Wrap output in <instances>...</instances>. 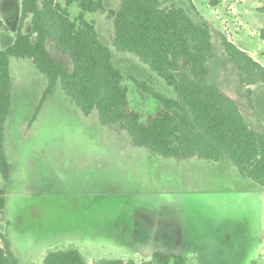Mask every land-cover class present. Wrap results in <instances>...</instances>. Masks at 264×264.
Listing matches in <instances>:
<instances>
[{"label":"rangeland","instance_id":"rangeland-1","mask_svg":"<svg viewBox=\"0 0 264 264\" xmlns=\"http://www.w3.org/2000/svg\"><path fill=\"white\" fill-rule=\"evenodd\" d=\"M66 1L58 0L63 6ZM161 1L163 6L184 7L195 21H200L198 11L188 0ZM220 1L195 0L205 18L217 20L211 22L216 52L212 79L224 94L250 111L249 115L258 117L263 124L259 127L264 130V89L257 91V99L242 90L239 71L222 46V38L230 33L217 30L219 21L228 23L218 9ZM245 1L249 12L250 6H255L249 14L252 30L248 28L247 32L254 36L249 49L258 52L264 62V41L256 29L264 27V15L255 11L256 6L264 5V0ZM13 3V8H3L1 12L11 26L9 35H14V26L20 24L15 0ZM119 4L120 0H106V11L87 13L86 17L110 45L118 67L145 81L148 88L176 98L174 89L136 55L113 47V20L108 11L116 10ZM68 11L75 18L81 9L72 2ZM6 45L0 39V46ZM53 46L59 54L56 58L72 72L70 56ZM182 68L190 70V63L183 60ZM39 74L47 83L45 76ZM32 75L26 72L24 82L32 81ZM129 85L130 103L145 118L158 103L134 81L129 80ZM45 89L39 82L19 88L21 93L16 91L13 95L12 115L7 118L5 151L12 170L10 179L3 183L7 192L5 220L12 248L23 264H42L49 250L71 245L91 264H142L152 258L149 251L170 242V238H160L162 233L151 230V222L159 212L162 216L169 214L170 208L163 205L181 202L187 205L190 238L184 239L188 237L185 235L180 239L184 247L179 251L189 264H264V237L258 238L255 230L264 235V195L241 190L227 193V185L238 189L246 184L241 180L238 184L234 174L213 165L191 164L186 161L190 158L177 160L133 146L127 132H115L102 125L96 110L84 114L60 83L35 118ZM229 201L235 202L236 215L224 213L230 208ZM229 217L242 220L254 235L244 237L235 231L234 239L226 240L223 220ZM154 235L157 237L150 239ZM189 242L192 246L187 248Z\"/></svg>","mask_w":264,"mask_h":264},{"label":"trees","instance_id":"trees-1","mask_svg":"<svg viewBox=\"0 0 264 264\" xmlns=\"http://www.w3.org/2000/svg\"><path fill=\"white\" fill-rule=\"evenodd\" d=\"M105 1L67 0L63 6L58 0H23L15 39L0 47V264H23L12 248L5 220L4 184L12 170L5 151V125L12 101L11 58L32 59L47 79L35 118L60 83L84 114L96 110L102 125L127 132L133 146L177 160L194 156L212 161L228 159L243 176L264 187V132L250 125L237 101L212 79L216 52L210 26L195 21L184 7L163 6L161 0H120L116 10L108 11L113 20V47L147 64L174 89L173 98L148 88L145 81L115 64L110 45L86 17L87 13L106 11ZM72 2L81 9L75 18L68 11ZM258 10L264 13V6ZM28 18L31 30L25 33L22 28ZM6 29L0 18V33ZM260 37L264 40V28ZM50 40L70 56L72 72L50 54ZM222 46L239 71L242 89L252 95V87L264 83V65L225 36ZM183 60L190 63V70L182 68ZM129 80L150 92L158 103L145 118L130 103ZM43 264L90 263L71 245L49 250ZM142 264L188 262L180 254L157 251Z\"/></svg>","mask_w":264,"mask_h":264},{"label":"crops","instance_id":"crops-1","mask_svg":"<svg viewBox=\"0 0 264 264\" xmlns=\"http://www.w3.org/2000/svg\"><path fill=\"white\" fill-rule=\"evenodd\" d=\"M22 1L23 0H15V8H16L18 23H20V19H21ZM192 3L194 5L195 9L198 11V15L200 17V21H197V22L207 23L210 26L211 33L213 34L214 29L212 27L213 25L211 24V22L215 23V21H217V20L216 19L214 20L213 18H205V16L202 15L203 13L201 14L200 10L198 9L197 5L195 4V0H192ZM105 4H106V1H105ZM218 5H220L221 8H218V7L217 8L220 9V11H222L223 14H225L223 21L225 20V22H228V23H225V25H224L223 22L221 23V21H219L221 25L218 24L219 26L218 27L216 26L217 30L221 31V29H224V30L228 31L230 33V35H229L230 37L227 36V38L230 41H232L234 44L238 45L241 49H243L247 53H249L255 60L259 61L261 64L264 65V62L261 61V59H260L261 58L260 54L256 51L252 52L251 49H249V41H251L252 38L254 37L247 32L248 28H250L252 30V28L250 27L251 26V24H250L251 20L249 19V16H250L249 14H250L251 10L254 9L255 6L254 7L250 6V12H249V10L246 8L247 4H246L245 0H222V2L220 1ZM13 6H14L13 0H12V2H9V0H2V2L0 4V18L7 25V29L0 33V39H2L4 44H7V45L11 44L14 41L15 33H14V35H9V29L11 30V26L8 23L7 17L6 18L2 17L1 12H3V8H6V10H8V9L13 8ZM225 7L226 8L228 7V9H229L228 13L226 12ZM256 7H257V9H255V11L257 13L259 12L260 14L264 15L263 12H260L258 10V8L261 6H256ZM238 12H239V14H238ZM19 25L20 24L16 25L17 27L14 26V28L18 29ZM28 25H29V29L31 30V18H28L25 20V22L23 24V28H22L23 32L27 33L26 31L29 30V29H27ZM263 28L264 27L261 25L256 28L258 30L257 35L259 37H260V30ZM28 32H30V31H28ZM8 37H9V39H5ZM100 37H101V35H100ZM212 37H213V35H212ZM101 39H102V37H101ZM102 40L104 41V39H102ZM53 45H56V44L54 43L53 40H50L48 42L47 47H48L50 54L54 58H56V56H59V54L57 52V49ZM5 47H1V48H5ZM56 59L61 61L58 58H56ZM10 70H11V76H12V100H13V95L15 94L16 91H17V93H19V92L21 93V91H19V88L23 89V88H25V86L26 87H32L33 85L37 84L38 82H39L41 88H46V86H47V83H45V81L42 80V78L39 74L40 71L38 70V68L34 64L33 60L30 58H11ZM20 72H23V74H21ZM24 72H25V74H26V72L33 74L32 76H33V78H35V80L32 78V81L27 82V83L24 82V80H23V76L25 75ZM54 89H53V91H54ZM259 89H264V83L252 87L253 94L249 95V96H251V97L253 96L255 99H257V91ZM27 91H26V93H27ZM51 93H50V95H51ZM240 108H241L242 112L244 113L247 121L250 123V125H252L256 129L264 132V130L261 129V127H259L260 124H262L259 122V118L258 117L253 118L252 115H249L250 111L245 110L241 106H240ZM11 115H12V101H11V109H10L9 116H11ZM8 120H7L6 125H5V139L7 137ZM5 144H6V142H5ZM198 159H200V160H198ZM186 161H188L191 164H206V165H210V166L213 165L215 169H218L222 172L230 173L231 175L234 174L236 176V182L238 184H240V180L246 184L245 185L246 187L241 185V186H239L238 189H234L233 187H230L229 185H227V188L229 187V189L227 190V193L233 192V190H236V191L241 190L244 193H249V194L261 193V195H264V187L259 182L243 176L239 172L238 168L228 159H222L220 161H212V160H207V159H203L200 157L197 158V156H195V157H192ZM210 163H212V164H210ZM227 184H229V183H227ZM260 201L263 203V200H260ZM227 203H228L227 206L230 207L231 209L229 208L224 213H231L232 214L234 212V215H236L238 212H236V210H234V203L235 202L229 201ZM163 206L170 208V211H168L169 214L167 216L166 215L162 216L161 212H159L160 213L159 216L156 217L155 220L151 222V224H152L151 226L154 227V229H151V230H154L155 232L162 233L163 235H160V238H164V237H166L167 239L170 238L169 239L170 242L162 244L159 247H157L156 249H152L149 252L152 255L157 251L164 252V253H176V254L182 255L179 250H181V248H183L184 245L182 244L180 239L184 238L185 235L188 237H186L184 239L190 238V235L188 234V232H189L188 227L186 226L187 219H188V216H187L188 212L186 209L187 205H186V203L184 204L183 202H181L180 204L169 203L168 205L166 204ZM156 207H159V206H156ZM161 207L162 206L160 205V208ZM244 214L245 213H243V214L241 213L240 215H244ZM223 224L225 227L224 238H226V240H229V242L232 239H234L232 235H233V232H235V231H237V233H242L244 237H247V235H250V236L254 235L253 232L251 231V229L248 230V228L246 227L244 222L238 218H235V219H233L231 217L226 218L223 220ZM255 230H256V236L258 238L264 237V235L261 234V230H258L257 228H255ZM156 237L157 236H155V235L150 236V239H155ZM146 244H148V241L146 242ZM189 246H192L191 242H189L187 244V248H189ZM87 262H89V261H87ZM187 262H188V260H187Z\"/></svg>","mask_w":264,"mask_h":264}]
</instances>
